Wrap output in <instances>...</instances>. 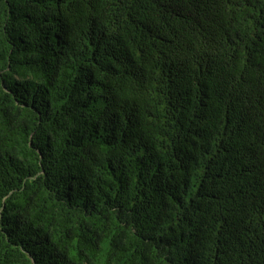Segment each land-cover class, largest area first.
I'll return each mask as SVG.
<instances>
[{
	"label": "trees",
	"instance_id": "obj_1",
	"mask_svg": "<svg viewBox=\"0 0 264 264\" xmlns=\"http://www.w3.org/2000/svg\"><path fill=\"white\" fill-rule=\"evenodd\" d=\"M0 264H264V0H0Z\"/></svg>",
	"mask_w": 264,
	"mask_h": 264
}]
</instances>
